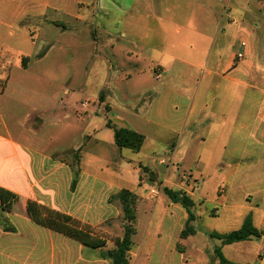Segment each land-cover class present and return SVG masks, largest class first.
<instances>
[{"label":"rangeland","instance_id":"374dc122","mask_svg":"<svg viewBox=\"0 0 264 264\" xmlns=\"http://www.w3.org/2000/svg\"><path fill=\"white\" fill-rule=\"evenodd\" d=\"M49 1L0 0V89L8 81V92L0 98V105L14 106L20 116L30 110L32 116L24 121L27 125L24 131L40 124L39 132L33 134L38 136V142H47L52 148L59 146L69 153L79 144L84 127L94 125L107 143L102 158H113L116 164L125 159L120 157L107 122L115 127L122 119L130 123L145 136L139 153L129 150L122 154L132 159L128 177L142 187L136 193L139 198L132 248L137 255L131 256L132 264H149L147 252L154 247L150 264H219L218 240L210 234L224 229L221 218L208 212L214 208L209 196H213L214 187L221 183V173L210 166L220 126L203 129L198 122L211 109L222 111L226 98L221 93L222 87H235L214 74L225 71L228 59L236 63L238 55L243 54L238 67L242 73L234 76L264 89V0H232L235 10L233 6L231 22L222 14L223 2L214 0L217 13L212 24L210 20L199 24L198 32H190V39H186L188 29L180 23L168 36L161 34L151 40L141 27L145 5L138 0L134 4L133 0H108L117 7L108 16L94 14L88 5L77 8L78 0H52L61 2L63 11L44 8ZM81 1L86 5L93 0ZM129 4L133 6L128 7ZM217 24L226 32L216 33ZM154 30L152 33H157ZM202 33L213 36L204 42L201 37L198 39ZM169 56L175 58L170 64L166 61ZM164 62L169 69L162 73L156 64ZM141 70L148 73L138 75ZM67 88L69 94L64 93ZM244 96L246 101L253 97L250 91ZM256 98L264 102L263 95ZM194 102L192 118L197 120L187 130L198 138L206 131L207 141L202 144L189 141L179 149L173 148L180 139L163 125H151L149 117L172 120L174 114L182 115ZM42 107L58 111L51 112L54 114L48 118L47 114L51 113L40 112ZM250 128L243 135H248ZM51 135L56 140L62 139L52 144ZM199 151L204 163L200 178L203 188L196 193L205 194L208 199L197 208L201 218L190 223L197 235L181 239L178 232L180 227H185L186 210L181 206H178L180 210L173 209L163 189L185 191L194 187V162ZM139 163L152 172L145 173ZM17 203L32 216L31 205L25 199ZM5 215L0 205V226L10 225ZM122 224L121 214L112 223L99 227L98 232L114 244L123 236ZM176 243L180 251L185 249L184 254L168 249V245Z\"/></svg>","mask_w":264,"mask_h":264},{"label":"crops","instance_id":"0c3cea01","mask_svg":"<svg viewBox=\"0 0 264 264\" xmlns=\"http://www.w3.org/2000/svg\"><path fill=\"white\" fill-rule=\"evenodd\" d=\"M135 1L133 0V4ZM138 1L145 5V14L142 19L144 23L141 27L148 32L150 40L161 36V34H164L165 37L168 36V32L175 29L180 23L188 29L186 39H190V32L193 30L198 32L197 26L208 20L212 24L217 13L214 0ZM219 1L223 2L222 14L229 19L234 6L232 0ZM75 4L79 9H83L87 5L91 6L94 14L99 13L104 16H108L111 9H117L116 5L108 0H93L86 5L83 1L78 0L75 1ZM132 6L129 4L128 7ZM44 8L63 11L65 7L61 2L51 0L44 5ZM219 13L221 12L218 11ZM223 15L219 16V19H224ZM150 20H152L151 24ZM229 21L231 22L230 19ZM102 26L104 27L103 23ZM211 28L214 29L213 26ZM154 29H157V33H152L155 31ZM220 31L226 32L225 29L218 26L216 33ZM212 36V34L207 36L202 33L198 39L201 37L200 40L205 42L209 38L211 40ZM132 37H135L134 34ZM174 59L169 56V60L166 61L170 64V61ZM167 62L156 64L163 70L162 73L169 69ZM226 62L225 71L214 74L235 87H222L221 93L226 96L225 102L221 105L222 111L219 113L211 109L206 113V117L198 122L203 126V129L207 126H220L218 141L212 149L210 166L221 173V183L214 187L212 197L208 195L210 201L214 202V208L208 213L221 218L224 230L213 232L219 234L240 229L244 220L251 217L254 227L263 232L261 237L231 245H224L221 240L216 239L218 240L216 248H220L223 256L230 262L264 264V102L261 103L256 98L259 95L264 96V89L248 85L234 76V74L242 73L238 69L239 60L234 63L228 59ZM144 73L148 72L141 70L138 75ZM7 87L8 81L0 89V98L7 94ZM247 91H250L253 97L246 101L244 95ZM64 93L69 94V89L67 88ZM227 99L230 101L228 102ZM59 105L62 106L60 103ZM195 108L194 102L193 106L186 109L182 115L174 114L172 120H156L154 116L149 117L148 115V122L157 127L163 125L164 129L168 128L175 138L180 139L179 142L172 145L173 148L179 149L189 141L202 144L207 141L206 131H203L201 137L198 138L192 132L189 135L187 130L189 124L194 120L192 117ZM175 110H177L176 107ZM39 111L55 113L58 110L42 107ZM30 113L29 110L20 116V111L14 106L0 105V188L16 194L21 200H30L67 214L97 229L107 224V221L112 223L118 219L121 216L120 207L110 203L109 198L122 189L137 193V190L142 188L138 184H133L127 175L132 159L126 158L122 154L130 149L119 150L117 147L121 154L120 157L125 159L118 164L113 163V158L103 159L102 150L107 143L103 142L94 125L84 127L81 132V140L79 144H75L72 153L59 146L54 147L62 138L56 140L51 135V143L57 141V144L52 148L47 142H38V136L34 137L33 134L36 130L39 132L40 124L34 125L32 127L34 130L26 129L24 131L27 126L24 121L32 116ZM54 113L47 114L48 118ZM25 115L26 117H24ZM66 116L68 117V115ZM119 121L118 128H129L138 132L127 121L123 119ZM250 126V133L243 135L246 128ZM112 141L113 136L111 137V147L113 146ZM81 144L83 145L80 146ZM196 154L197 161L194 162L196 174L193 175L195 185L191 189L184 190L194 201L195 206L191 211L196 220H199L201 217L199 213L197 214V208L202 207L208 198H205V194L196 193L203 188L200 186V178H203L202 174L204 173V163L201 162L202 154L200 151ZM139 164L140 167H146ZM217 171L215 174L218 173ZM75 173H78L77 183L72 190L71 185ZM13 206L15 208L6 212L5 215L13 230L6 231L0 226V264H112L110 259L103 258L102 255L115 248V242L113 244L104 237L106 239L105 247L96 249L87 247L76 240L40 226L28 216L18 203ZM178 206L180 205L173 204L172 207L180 210ZM182 229L180 227L179 237ZM158 235L160 237L161 234ZM178 246L177 243L175 246L168 245V249L174 253L184 254L185 249L184 252L180 251ZM155 251L154 247L147 252L149 264L150 260H153L152 255ZM134 255L136 256L137 253L132 248L129 252V264H132L131 256Z\"/></svg>","mask_w":264,"mask_h":264},{"label":"trees","instance_id":"16d2710c","mask_svg":"<svg viewBox=\"0 0 264 264\" xmlns=\"http://www.w3.org/2000/svg\"><path fill=\"white\" fill-rule=\"evenodd\" d=\"M23 63L24 61L22 60V66H24ZM102 99L103 94L100 93V100L102 101ZM107 127L113 130L114 141L119 150L124 148L130 149L133 152H139L141 150L145 142L144 135L129 128L115 127L110 121L107 122ZM141 168L145 173L149 172L147 167ZM77 176L78 173H75V178L71 185L72 190L76 186ZM163 190L171 203L179 204L186 210L187 221L180 233V238L187 239L189 236L195 235L196 231L190 225L191 222L196 220V217L191 211L195 206L194 201L185 191H175L168 187H164ZM138 198L136 193L128 189H122L109 198L110 203L118 204L120 207L123 221V236L115 240V248L102 255L103 258L110 259L112 264H129V252L132 250L133 237L136 234ZM19 199L20 197L16 194L0 188V205L3 211L10 212L13 205ZM26 201L31 205V211L29 212L27 210V212L32 213L31 218L40 226L76 240L90 248L96 249L106 246V239L99 234L97 228L84 224L67 214L39 205L30 200ZM107 224H110V222L107 221ZM2 225L5 226L6 231L13 230V227L6 226V223ZM262 234V231L254 227L251 217H247L240 229L226 234L212 233L210 236L221 240L224 245H231L237 242L251 240V238H259ZM216 256L220 264H236L227 260L223 256L220 248L216 249Z\"/></svg>","mask_w":264,"mask_h":264},{"label":"built area","instance_id":"2783aa9c","mask_svg":"<svg viewBox=\"0 0 264 264\" xmlns=\"http://www.w3.org/2000/svg\"><path fill=\"white\" fill-rule=\"evenodd\" d=\"M243 45H244V44H243ZM243 57H244L243 54H239V55H238V60L243 59ZM161 162H163V161H161ZM153 192H154V191H153Z\"/></svg>","mask_w":264,"mask_h":264}]
</instances>
